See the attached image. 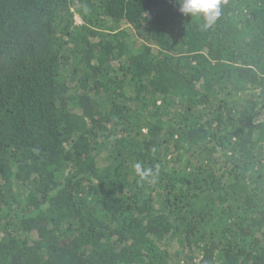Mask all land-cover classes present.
Listing matches in <instances>:
<instances>
[{
	"label": "trees",
	"instance_id": "trees-1",
	"mask_svg": "<svg viewBox=\"0 0 264 264\" xmlns=\"http://www.w3.org/2000/svg\"><path fill=\"white\" fill-rule=\"evenodd\" d=\"M203 24L0 0V264H264V0Z\"/></svg>",
	"mask_w": 264,
	"mask_h": 264
},
{
	"label": "clouds",
	"instance_id": "clouds-1",
	"mask_svg": "<svg viewBox=\"0 0 264 264\" xmlns=\"http://www.w3.org/2000/svg\"><path fill=\"white\" fill-rule=\"evenodd\" d=\"M176 3L181 15L201 18L205 29L210 28L221 16L222 0H176ZM135 169L142 179L153 173L151 168L144 169L139 163ZM156 171H159V166Z\"/></svg>",
	"mask_w": 264,
	"mask_h": 264
},
{
	"label": "rangeland",
	"instance_id": "rangeland-1",
	"mask_svg": "<svg viewBox=\"0 0 264 264\" xmlns=\"http://www.w3.org/2000/svg\"><path fill=\"white\" fill-rule=\"evenodd\" d=\"M77 22H79V17L75 15ZM126 29H129L128 26H125Z\"/></svg>",
	"mask_w": 264,
	"mask_h": 264
},
{
	"label": "built area",
	"instance_id": "built-area-1",
	"mask_svg": "<svg viewBox=\"0 0 264 264\" xmlns=\"http://www.w3.org/2000/svg\"><path fill=\"white\" fill-rule=\"evenodd\" d=\"M194 264H199V263L196 262V263H194ZM215 264H219V263H215Z\"/></svg>",
	"mask_w": 264,
	"mask_h": 264
}]
</instances>
